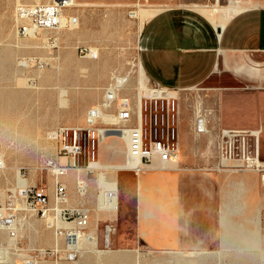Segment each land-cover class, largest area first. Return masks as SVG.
<instances>
[{
  "label": "rangeland",
  "instance_id": "374dc122",
  "mask_svg": "<svg viewBox=\"0 0 264 264\" xmlns=\"http://www.w3.org/2000/svg\"><path fill=\"white\" fill-rule=\"evenodd\" d=\"M48 1L0 0V158L4 161L6 169L4 174H0V200L6 199L11 194L10 191L19 195L23 193L25 186L31 185L44 190L53 204L55 187L49 185L48 179L53 178V175L46 167L47 162L52 159H58L60 162L66 160V164L69 162L67 159L58 158L57 148L49 138V131L58 125L87 128L90 126L87 124L91 122L90 118L102 120L99 119L100 115H97L98 110L101 112L103 110L106 116L104 120L112 117L113 108L106 109L105 104L112 101L114 107H119L120 103L117 105V99H127L128 82L135 83L136 86L135 99L132 102L127 99L136 112L138 94L152 87V84L146 88L135 82L136 67L131 64L137 62L143 52L139 49L140 45L143 46V36L139 42V25L136 19V11L139 8L133 4L140 3L142 7L147 4V0H124L130 6L123 7H102L99 4L101 0H77L75 8L68 11L67 15H75L78 20L73 21L67 28L42 32L39 36L31 38L19 37L15 27L17 6ZM229 1L149 0V4L158 6L169 4L177 7L201 3L208 5L212 11L221 12L222 7L228 5ZM251 1L262 2L264 5V0ZM51 36L58 38V44L54 48L47 43ZM82 46L91 48L94 55L97 53L96 56L82 57L79 52ZM224 62L222 59L215 74L202 86L180 93L181 106L189 111L191 117L187 122L183 120L181 135L196 137L203 144L205 143L201 155L210 144L213 152L210 167L215 166V151L211 141L218 122L227 128L251 130L264 128V82L257 87H251L249 78L244 76L236 78L233 73L226 70ZM247 66L249 67L250 64L248 63ZM243 67L246 69L245 65ZM88 77L91 79L88 80ZM76 90L80 91L79 94H74ZM68 99L72 102L68 103L70 108L67 110L65 101ZM199 102L214 110L212 138L210 134H196L193 110ZM116 108L114 113H117ZM117 118L119 119L118 113ZM104 126L98 124L96 128ZM113 140V138L109 139V141ZM116 148L117 156L122 157L123 152L119 143ZM99 160L118 163L111 153L104 152L101 143L96 144V161ZM261 160L264 166V135L261 138ZM88 164L89 160L82 157L81 168L87 169ZM124 173L126 172L119 171L108 175L109 178L116 177L122 185ZM97 176V172L88 173L87 178L94 181ZM258 179L261 180L259 175ZM231 192L232 189L227 190L226 198L227 202L229 200L233 203L234 196H231ZM16 208L25 209V205L17 200ZM62 208L73 217L78 212L90 209V205L86 201L70 202ZM17 213L19 222L13 225L14 227L11 226L12 229H16V236L10 237L5 231L0 232V264H109L110 251L117 250H135L132 257L133 264H136V259L138 264H264V255L255 254L264 249V241L261 248L259 215L256 225L258 235L251 246L245 235L249 238L250 232L254 230L253 223L250 219L247 220L248 217L236 215L228 219L232 221L230 229L236 240L225 239L227 235L223 234L224 230L221 226L224 239L221 235L220 245L212 250H197L220 251V256L217 254L199 256V253L192 256L188 255L189 252L182 251L161 252L167 250L153 253L150 252L153 250L148 249L136 233L135 207L132 206L127 211L120 203L117 218L113 222L111 243L105 240L109 221L104 219L98 222L100 242L96 240L83 242L82 245L80 244L78 254L68 256L71 247L67 245V240L55 237V229L51 221V219L55 220L56 227L54 212L50 215V219H42L41 216L22 210ZM48 220L51 221V225ZM72 221L73 219H70L69 222ZM239 222H245V226L240 225ZM91 224H95L92 213L85 231H89ZM85 251H89L88 257H84Z\"/></svg>",
  "mask_w": 264,
  "mask_h": 264
},
{
  "label": "crops",
  "instance_id": "0c3cea01",
  "mask_svg": "<svg viewBox=\"0 0 264 264\" xmlns=\"http://www.w3.org/2000/svg\"><path fill=\"white\" fill-rule=\"evenodd\" d=\"M99 4L102 7L130 6L124 0H101ZM133 6L139 8L136 11L139 42L143 36L144 46L139 47L140 51H143L139 60L131 63L136 67L134 80L138 85L148 88L149 84H158L166 88L178 89L182 94L206 83L215 74L222 59L225 61L227 71L233 73L236 78L242 76L249 78L251 87H257L264 82L262 2L230 0L228 5L222 7L221 12L212 11L208 5L201 3L176 7L169 4L150 5L147 0V4L142 7L140 3ZM219 26H222V29ZM135 91V83L129 82L126 95L131 102L135 99ZM201 104L202 102H199L198 105ZM111 107L112 117H107L104 121L92 120V123H85L105 125L97 127V130H116L125 126V123L118 120L117 113H114L115 107L113 105ZM181 110L183 124V120L187 122L191 117L186 108L181 106ZM102 112L99 119L105 117ZM132 113L135 115L134 109ZM254 131L259 133L261 147L264 128L260 127ZM208 132L212 138V130L209 129ZM111 138L114 140L109 141ZM100 143L104 152L111 153L118 163L99 160L98 163L103 169L97 171L71 169L59 180L67 184L69 203L84 201L89 203L90 209L86 210L92 213L95 224H91L86 233L89 232L88 234L95 237L97 242H100L98 222L106 219L109 224L106 226L105 237L108 233V242L111 243L113 222L122 203V208L127 211L132 206L135 207L136 233L147 248L153 250L150 251L153 253L161 250H167L161 252L173 253L194 250L199 256L209 254L220 256V251L197 250L216 248L220 245L221 235L224 239V233L227 235L225 239L236 240L230 229L232 221L228 220L236 215L248 217L247 220L250 219L253 223L254 230L250 232L249 238L244 233L245 239L251 242L250 246L258 235L256 225L258 215L260 216L259 232L262 248L264 182L258 179L259 174L218 170L216 159L215 166L210 167L213 154L210 144L201 155L205 143L203 144L199 138L181 135V152L177 166L165 170L148 169L136 176L133 172L122 168L127 158V144L122 136L110 133ZM117 143L121 145L122 157L116 154ZM66 162V160L61 161L62 164ZM119 171L126 172L122 175L124 179L122 185L116 177L109 178L108 175ZM93 172H97L98 176L94 181H90L87 176L88 173ZM77 180L86 183L87 191L84 196H80L77 191ZM48 181L49 185L55 187L54 176ZM230 189H232L231 196H234L233 203L229 200L227 202L226 198V192ZM224 220L225 225H223ZM239 223L245 226V222ZM65 226L71 228L73 224H65ZM221 226L224 230L223 234H221ZM235 230L237 231L236 227ZM110 252L109 264H133L132 257L136 251ZM89 254V251H85L84 257H88ZM255 254L264 255V249Z\"/></svg>",
  "mask_w": 264,
  "mask_h": 264
},
{
  "label": "built area",
  "instance_id": "2783aa9c",
  "mask_svg": "<svg viewBox=\"0 0 264 264\" xmlns=\"http://www.w3.org/2000/svg\"><path fill=\"white\" fill-rule=\"evenodd\" d=\"M76 1L49 0L45 3L17 6L15 27L18 36L31 38L39 36L44 31L67 28L73 21L78 20L75 15H67L68 11L75 8ZM47 43L54 48L58 44V38L51 36ZM79 52L84 58L95 57L97 54L94 55L91 48L84 46L79 48ZM150 90L152 95L141 100L138 114L133 115L130 109L131 104L127 99L121 100L117 110L118 117L125 121L126 125L118 127L116 132L122 133L123 128L128 131V155L134 163L129 166V170L136 176L148 169L165 170L177 166L181 152V91L158 84L152 85ZM213 113L214 110L203 104L195 105L194 128L197 133L209 134L208 130H212ZM90 121L92 123V118ZM91 123L87 128L58 125L49 131V138L56 145L58 158L67 159L70 163V165L62 164L58 159L48 160L46 167L57 177L64 176L71 168H81L82 157L89 160L88 167L96 161V144L100 143V135L96 125ZM217 125L211 141L217 169L234 173L236 171L257 173L264 182L259 134L251 129L223 127L219 122ZM4 167V161L0 160V169ZM10 193L6 199L0 200V214H2L0 215V232L5 231L10 237L16 235L11 226L19 222L18 215L21 213H17L15 204L17 200L22 201L26 208L35 211L42 219H50L53 211L57 207L62 208L66 205L68 199V188L61 181L56 183L53 204L44 190L34 186L26 188L19 195H15L12 191ZM70 215L71 213L63 210L58 218L63 223L74 225L73 230L60 229V233H63L67 240V245L73 247L74 241L77 240V230L87 229L90 214L81 211L73 217ZM70 219L73 221L69 222ZM51 221L56 229L55 220L51 219ZM51 221H49L50 225Z\"/></svg>",
  "mask_w": 264,
  "mask_h": 264
},
{
  "label": "bare ground",
  "instance_id": "6f19581e",
  "mask_svg": "<svg viewBox=\"0 0 264 264\" xmlns=\"http://www.w3.org/2000/svg\"><path fill=\"white\" fill-rule=\"evenodd\" d=\"M19 1V0H18ZM18 6H20V5H18ZM220 28L222 27V26H219ZM64 29V28H63ZM222 29V28H221ZM17 30V29H16ZM62 30V29H61ZM57 31H60V30H57ZM44 32H51V31H44ZM135 66V65H134ZM121 77V76H120ZM124 78V77H123ZM91 78H89L88 77V80H90ZM104 79V78H103ZM98 80H100V79H98ZM105 80V79H104ZM115 80V79H114ZM81 81H82V79H81ZM100 81H102V80H100ZM90 82V81H89ZM127 82V81H126ZM129 83V82H128ZM127 83V84H128ZM85 84H86V81H85ZM92 84V83H91ZM88 85V84H87ZM97 85V84H96ZM95 85V86H96ZM129 85V84H128ZM93 86V85H92ZM114 86V85H113ZM124 87H125V85H124ZM98 88V87H97ZM100 88V87H99ZM91 89V88H90ZM108 89V88H107ZM116 89V88H115ZM125 89V88H124ZM118 90V89H117ZM82 91V90H81ZM88 91H89V89H88ZM79 90H76V92H74V94H79ZM91 92V91H90ZM119 92V91H118ZM89 93V92H88ZM88 93H86V95L88 94ZM85 94V93H84ZM90 94V93H89ZM175 95H176V93H174ZM92 95V94H91ZM119 95V94H118ZM152 95V91L150 90V89H147V90H143V91H141L139 94H138V97H137V109H136V112H135V114H138L139 113V110H140V106H141V100L143 99V98H148V97H150ZM88 96H90V95H88ZM97 96H99V95H97ZM114 96V95H113ZM120 96V95H119ZM85 97V96H84ZM117 97V96H116ZM76 98H77V96H76ZM89 99H90V97H88ZM93 98V97H92ZM27 99V98H26ZM83 99V98H82ZM88 100V99H87ZM84 102H85V100H83ZM120 98L119 99H117V105L120 103ZM72 102V101H71ZM70 101H69V99L68 100H66L65 101V108L67 109V108H70V105H69V107H68V103L70 104L71 103ZM77 102V101H76ZM83 102V103H84ZM98 103V102H97ZM100 103V102H99ZM102 104V103H101ZM96 105V104H95ZM112 106V101H108L106 104H105V108H109V107H111ZM99 107V106H98ZM104 108V107H103ZM115 108H116V106H115ZM65 109V110H66ZM83 109V108H82ZM130 109L132 110V108H131V106H130ZM68 110V109H67ZM65 112V111H64ZM108 112V111H107ZM69 113V112H68ZM96 113V112H95ZM103 113V112H102ZM51 114V113H50ZM107 114V113H106ZM97 115H100L101 116V111L100 110H98V113H97ZM95 116V115H94ZM104 116V115H103ZM106 117V116H105ZM103 118V117H102ZM95 119H96V117H95ZM101 120V119H100ZM103 121H104V118L102 119ZM101 120V121H102ZM118 120H120V121H122L123 123H125V121H123V120H121L120 118L118 119ZM99 121V120H98ZM97 122V121H96ZM126 124V123H125ZM124 127V126H123ZM124 129V131L122 132V133H117L116 132V130H118V129H116V130H104V129H100V130H98V132H99V135H100V142H101V140L106 136V135H108V134H110V133H114V134H118V135H120V136H122L124 139H125V141H126V144H127V158H126V162H125V164L122 166V168L124 169V170H127V171H131V170H129V166L130 165H132V164H134L130 159H129V155H128V153H129V147H128V131H127V129L126 128H123ZM257 133V132H256ZM257 134H259V133H257ZM0 160H1V158H0ZM71 169H73V168H71ZM71 169H69V170H71ZM80 169H82V168H78V170H80ZM101 169H103V167L102 166H100L99 165V163H98V161H95V162H92L91 164H90V166L89 167H87V170H89V171H97V170H101ZM110 169V168H109ZM4 170H6L5 169V167L4 168H2V169H0V174H4L3 172H4ZM69 170L66 172V174L64 175V176H66L67 174H68V172H69ZM121 170V169H120ZM49 171L52 173V175L54 176V178H55V186H56V183L60 180V178H62V177H64V176H61V177H57L56 175H55V173L54 172H52V170H50L49 169ZM239 172V171H238ZM241 172V171H240ZM242 172H244V171H242ZM80 173V172H79ZM142 173V172H141ZM6 174V173H5ZM67 179V178H66ZM66 186H67V184H66ZM28 187H30V186H25V188H24V190L26 189V188H28ZM76 187H77V191H78V193H79V195L80 196H84L85 194H86V191H87V186H86V183L83 181V180H77V183H76ZM5 193V192H4ZM69 201H70V199H69V194H68V199H67V203L66 204H69ZM16 204V203H15ZM25 205V204H24ZM17 209V211H19V210H22V211H24V212H28V213H34V214H36L37 215V213L35 212V211H31L30 209H28V208H26V205H25V209H18V208H16ZM63 211V208H60V207H57L53 212L55 213V218H56V229L55 230H57V231H55V237H56V239H66L65 237H64V234L63 233H60V229L61 228H63V229H66V230H73V228H74V225H73V227H71V228H68V227H66L65 226V224L66 223H63V222H61L60 220H59V218H58V216H59V214L61 213ZM86 212H88L89 213V211L88 210H86ZM90 214V213H89ZM0 215H2V214H0ZM110 218V217H109ZM89 226V225H88ZM14 227V226H13ZM88 228V227H87ZM12 229V228H11ZM12 230H14L15 231V233L17 234V232H16V229H12ZM77 230V229H76ZM89 233V232H88ZM88 233H86V231H79V230H77V240H75L74 241V246L73 247H71L70 249H69V251H68V256L70 255V254H78L79 253V250H80V244L82 245V243L83 242H92V241H95L96 239H95V237H93V236H91V235H89ZM108 233L106 234V237H105V240L106 241H108ZM16 236V235H15ZM14 236V237H15ZM57 251H59V249H57V248H55ZM197 254V252H189L188 253V255H192V256H194V255H196ZM138 258V257H137ZM138 261H137V259H136V264H138L137 263Z\"/></svg>",
  "mask_w": 264,
  "mask_h": 264
}]
</instances>
